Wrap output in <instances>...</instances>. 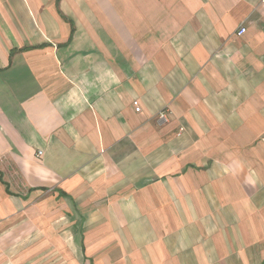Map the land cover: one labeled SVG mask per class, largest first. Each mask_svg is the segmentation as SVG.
Returning a JSON list of instances; mask_svg holds the SVG:
<instances>
[{
  "label": "crops",
  "instance_id": "0c3cea01",
  "mask_svg": "<svg viewBox=\"0 0 264 264\" xmlns=\"http://www.w3.org/2000/svg\"><path fill=\"white\" fill-rule=\"evenodd\" d=\"M0 264H264V0H0Z\"/></svg>",
  "mask_w": 264,
  "mask_h": 264
},
{
  "label": "built area",
  "instance_id": "2783aa9c",
  "mask_svg": "<svg viewBox=\"0 0 264 264\" xmlns=\"http://www.w3.org/2000/svg\"><path fill=\"white\" fill-rule=\"evenodd\" d=\"M245 32H246L245 27L241 26V27L236 31V35H237V36H241V35H243ZM133 107H134V110H135L136 112H139V111H140V107H139V103H138V101H134V102H133ZM168 114H169V112H168L167 110H162V111H160V112H159V115H158V119H159V121L162 122V123H166V122H168V119H169V118H168ZM182 131H183V129L180 128V129H179V133H178V135H180ZM37 155L40 156V155H41V152L38 151Z\"/></svg>",
  "mask_w": 264,
  "mask_h": 264
},
{
  "label": "rangeland",
  "instance_id": "374dc122",
  "mask_svg": "<svg viewBox=\"0 0 264 264\" xmlns=\"http://www.w3.org/2000/svg\"><path fill=\"white\" fill-rule=\"evenodd\" d=\"M159 120V119H158ZM183 132V131H182ZM178 133H179V131H177V136H178ZM179 137V136H178Z\"/></svg>",
  "mask_w": 264,
  "mask_h": 264
}]
</instances>
